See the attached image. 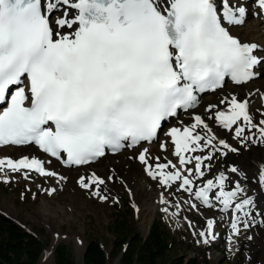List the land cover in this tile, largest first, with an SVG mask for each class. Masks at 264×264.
<instances>
[{
  "label": "snow or ice",
  "instance_id": "1",
  "mask_svg": "<svg viewBox=\"0 0 264 264\" xmlns=\"http://www.w3.org/2000/svg\"><path fill=\"white\" fill-rule=\"evenodd\" d=\"M253 4L255 10L246 0H0V146L35 145L69 167L139 149L134 158L161 187L162 203L175 190L208 207L218 203L239 236L264 217L243 183L256 162L251 150L264 148V110H255L257 119L250 98L231 95L220 100L223 109L207 105L206 119L195 114L189 125H165L195 109L200 94L224 88L226 78L246 84L264 70V51L233 31L250 15L264 16V0ZM207 120L232 132L235 144ZM162 133L178 164L160 163L144 146ZM230 154L236 158L197 188L211 161ZM0 172L5 182L9 172L59 177L28 156L0 159ZM257 175L264 189V161ZM77 183L108 200L107 181L96 173ZM214 225L207 220L198 242L215 238Z\"/></svg>",
  "mask_w": 264,
  "mask_h": 264
},
{
  "label": "rangeland",
  "instance_id": "2",
  "mask_svg": "<svg viewBox=\"0 0 264 264\" xmlns=\"http://www.w3.org/2000/svg\"><path fill=\"white\" fill-rule=\"evenodd\" d=\"M247 19L255 18L250 15ZM243 94L236 91V96L240 99ZM196 111L202 113L198 105ZM233 142L235 144V141ZM8 153L5 149L0 155ZM169 153V151L164 152L166 158ZM163 160L164 157H160V161ZM128 161L130 160H123L119 153L115 156H107L101 162V166H106L107 174L111 175L114 172L113 177L116 180L113 182V178L107 179L105 190L116 194L115 197L108 195L107 201H101L91 191L76 184L77 177L82 173L78 169L62 168L53 162L52 166L61 168L58 171L64 177L57 180L59 184H56L55 178H38L30 174L31 178L24 179L21 173H11L9 182L0 178V215L14 222L27 233L37 236L45 243V251L50 249L52 240L56 236L58 242L51 251H54L58 245L64 244L71 264H83L85 246L91 239L98 240L106 251L108 264H120V257L114 259L109 256L114 247V238L108 232L109 226L113 223H123L135 234L145 237L155 221H160L171 246L169 260L195 259L205 264H264V242L257 236V233L264 229V217L255 220L254 225L249 229L241 230L233 251L229 248L230 220L225 221V214H217L214 206H205L184 191L171 192L167 211L160 209L149 222L139 221L135 207L146 197L140 190L134 203L131 204L127 198L126 189L130 187V190H135L138 185V179L131 173L140 170L135 166L130 167ZM89 169L84 168L83 171L87 172ZM107 174L97 173L103 178ZM196 181V186H203V182L199 179ZM123 183L128 187L123 189ZM53 187L57 190L49 194ZM247 188L250 192V188L248 186ZM192 201L197 205L195 209L190 207ZM159 203L160 201L156 205L163 206ZM216 204L213 202V205ZM208 219L215 221L213 229L215 238L208 237V243L198 242L203 238H199L195 233L201 230L207 231ZM125 231L123 230V233ZM43 264H54L53 252Z\"/></svg>",
  "mask_w": 264,
  "mask_h": 264
},
{
  "label": "bare ground",
  "instance_id": "3",
  "mask_svg": "<svg viewBox=\"0 0 264 264\" xmlns=\"http://www.w3.org/2000/svg\"><path fill=\"white\" fill-rule=\"evenodd\" d=\"M248 6L250 9L253 8L252 4H248ZM233 31H234V34L236 36H238L243 42L256 43L257 45L260 46L257 51H264V28H263V24L259 23V21L256 17H255V19H247L244 25L235 28ZM257 70L260 71L259 68ZM236 91H240V92L244 93L241 99H243V98H250L251 99L250 110L252 111L253 116L257 119L261 118L259 113L256 112L255 110L256 109L263 110V108H264V102H262L261 98H260L261 95L264 94V70L261 71L260 75H257V77L254 79V81H250L245 85H241L239 87H231V86L227 85V86H224V88H222V90H216V92H214L213 94H207V95L201 96L200 102L198 104V108L200 109V111L203 114L196 111V108H195V110H189V112H187L185 114H181L178 118H176V120L173 122V124L165 126V130L170 129L171 127H179L182 124L183 125L191 124L192 123V117L195 114H199L206 119L207 113L204 112V109L207 105H209V104L219 105V107L221 109H223L225 106L220 105V100L222 98H224L225 96H229V97L231 95L236 96ZM250 94H251V96H250ZM207 123L209 124V126L213 129V131L220 138L226 139L229 142L234 144V142L231 141L232 135H233L232 132H229L228 130L218 126V124L213 122L212 120H207ZM198 131H199V129H198ZM168 140H169V137L162 133L157 141L152 142L151 144H145L144 146L148 148L149 153L151 154L152 157H164L165 154L160 151V145H161V143L167 145L166 150L168 147L171 149V154H170L171 157L168 158L167 160H170L173 163L178 164L177 158L172 154L173 153V147L169 143ZM5 149H7L9 153L7 155H0V159L12 158L14 160L16 154H19L17 157L32 156L33 155V148L32 147L19 148L16 153H14L12 147H4V148H0V152L2 150H5ZM138 150L139 149H135L132 152L125 150V151L120 152V155H122L123 160H125V161H127V159L130 160V161H128V163H130V167L135 166V167H138L140 169L137 172L131 173L132 176H134L135 178L138 179L137 188L135 190H130V187L127 188L126 189V195L132 204V203H134V199L136 198L138 191L141 190L145 193L146 198L144 200H142V202L138 206H136V208H137L136 211L138 212V215H139V221L149 222L153 219V217L156 215V213L160 209L164 210L165 208H167V204H164L161 202V199H162L161 187L156 183V181L151 179L146 174L144 166L142 164L138 163L136 161V159L134 158V152H137ZM251 151H253V153H254V158H255L256 162H255L254 166L251 167V169L249 170V173H248L249 179L243 181V183H244V186L246 188H247V186L250 188V193H251L252 197L254 198V200L256 201L257 207L259 209H264V189L260 188V186L258 184V175H257L260 163L262 161H264V148L254 146ZM9 154H11V155H9ZM196 154H199V153H193L192 155H196ZM107 156L108 155H105L101 159L97 160L94 165L90 164L86 167L76 168L82 172L79 174V176L89 175V173H88L89 171L94 172L96 174L102 173V172L107 174V169L105 168L106 166L100 165L101 162ZM235 158H236L235 156L230 154L229 157H221L219 159H214L213 161H211V164H212L211 169L206 170L205 179L202 181V179H203L202 178V179H199V181L203 182V184H204L207 179H213L214 175L217 174L218 171L223 170V167H226V165L224 164L225 160L231 161L232 159H235ZM45 162H46V164L47 163L52 164V160H50V159L48 161L46 160ZM160 163H165V161H160ZM205 163H208V162H205ZM188 167H192V165H188ZM84 168H90V169L87 172H85V171H83ZM52 171L59 174V177L55 178L56 184H59L57 180H61L60 177L64 178L63 175L58 170H52ZM113 173H111V175L107 174V176L104 177V178H106V181H107V178H109V177L114 179ZM8 176L11 179V172L8 173ZM3 177H4V172H0V178L2 180H4ZM78 177H77V179H78ZM252 179L254 180V183H252L253 182ZM114 181H116V180L114 179L113 182ZM76 184L78 185L77 182H76ZM195 184L197 185V181H195ZM106 185H107V183H106ZM200 186H196V187L198 188ZM126 187H128V186L124 185V183H123V189ZM105 191H106L107 195H112L114 197L116 195V194L110 192L109 190H105ZM170 195H171V193L165 192L163 194V199L169 200L168 197ZM159 201H160L161 205H163V206L160 207L159 205H156V204H158ZM192 203H195V202L192 201ZM213 206H214L217 214H225L224 215L225 221L228 222L229 220L232 219V216H230V214L228 212H224V211L220 210L221 206L218 203L216 205H213ZM174 214H176V213H174ZM260 218H261V216H257L256 221H258ZM228 226L230 227L229 228V236H231V239H229V242H230L229 248H230V250L233 251L236 247V242H237L236 240H237L238 236H233L230 224ZM261 227H259V228H261ZM257 236L260 239H262L264 242V229L259 231L257 233ZM257 236H254V237H257ZM57 242H58V238L55 236L52 240L50 249L43 251V254H42L41 259H40V264H43V262L49 258V256L53 252L51 250H53V247L56 246Z\"/></svg>",
  "mask_w": 264,
  "mask_h": 264
},
{
  "label": "trees",
  "instance_id": "4",
  "mask_svg": "<svg viewBox=\"0 0 264 264\" xmlns=\"http://www.w3.org/2000/svg\"><path fill=\"white\" fill-rule=\"evenodd\" d=\"M123 230H126L123 233ZM108 232L113 236L111 258L120 264H205L195 259H168L171 246L160 221L153 222L146 238L135 234L128 226L111 224ZM45 243L27 233L14 222L0 215V264H38ZM54 264H71L67 247L58 245L53 251ZM83 264H108V256L98 240L87 242Z\"/></svg>",
  "mask_w": 264,
  "mask_h": 264
},
{
  "label": "water",
  "instance_id": "5",
  "mask_svg": "<svg viewBox=\"0 0 264 264\" xmlns=\"http://www.w3.org/2000/svg\"><path fill=\"white\" fill-rule=\"evenodd\" d=\"M31 235H33V234H31ZM147 235H148V234H146L144 238H146ZM33 236H34V235H33Z\"/></svg>",
  "mask_w": 264,
  "mask_h": 264
}]
</instances>
